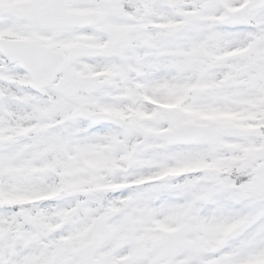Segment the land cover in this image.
Segmentation results:
<instances>
[{
  "label": "snow or ice",
  "instance_id": "obj_1",
  "mask_svg": "<svg viewBox=\"0 0 264 264\" xmlns=\"http://www.w3.org/2000/svg\"><path fill=\"white\" fill-rule=\"evenodd\" d=\"M0 264H264V0H0Z\"/></svg>",
  "mask_w": 264,
  "mask_h": 264
}]
</instances>
